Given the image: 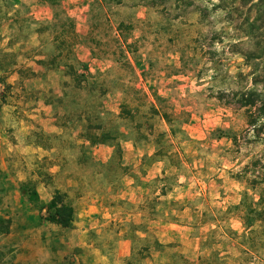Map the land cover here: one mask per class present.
<instances>
[{"label":"rangeland","instance_id":"1","mask_svg":"<svg viewBox=\"0 0 264 264\" xmlns=\"http://www.w3.org/2000/svg\"><path fill=\"white\" fill-rule=\"evenodd\" d=\"M245 89L264 91V0H0V264H86L100 250L174 264L197 260L218 224L242 232L233 212L213 216L240 203L233 172L264 152L245 136ZM218 129L243 132L241 154ZM26 180L44 202L56 188L77 209L104 197L111 218L45 221ZM170 223L182 232L164 243Z\"/></svg>","mask_w":264,"mask_h":264},{"label":"trees","instance_id":"2","mask_svg":"<svg viewBox=\"0 0 264 264\" xmlns=\"http://www.w3.org/2000/svg\"><path fill=\"white\" fill-rule=\"evenodd\" d=\"M41 1L53 7L59 0ZM2 81L5 82V79ZM239 99L240 105L248 112L249 128L245 130V136L250 135L264 146V91L245 89L240 92ZM218 131L222 136H227L233 141L236 152L242 153L245 144V136L241 137L243 132L223 129ZM233 175L238 180L244 181L248 187L240 203L231 206L228 210H214L216 216H213V220L219 222L227 219L233 212L240 219L243 231L218 224L222 231L210 229L201 241V254L197 260L176 253L174 264H264V152L254 154L238 171L233 172ZM20 190L27 195L30 202L40 208L42 219L65 229L75 227L77 209L66 192L56 188L52 198L44 202L34 180L21 182ZM43 212L46 214L44 215ZM8 223L4 218H0V230L3 233L9 232ZM156 243L160 248L164 246L159 240H156ZM216 245H223V248H215ZM230 248L238 252L236 257L232 255ZM232 257H234L233 262L230 261Z\"/></svg>","mask_w":264,"mask_h":264},{"label":"crops","instance_id":"3","mask_svg":"<svg viewBox=\"0 0 264 264\" xmlns=\"http://www.w3.org/2000/svg\"><path fill=\"white\" fill-rule=\"evenodd\" d=\"M77 185V184H76ZM44 186L45 190H48V187ZM53 196V193H48V197L45 199L46 202H48ZM96 197V196H95ZM107 200H105L104 197L102 198H92L90 201L87 202H82L81 204L83 205V207H78L77 209V215H76V220H75V225L78 224H83V225H87L89 230L90 228H92L91 223L94 220H98V221H104L105 217H110L111 218V214H109V212L111 213L113 210H111L110 208L107 207ZM96 218V219H94ZM79 220V221H78ZM181 225H177V224H173L170 223L169 226H167L166 231H164L163 237H159V239L166 243L165 241H163L164 239V235H174L177 236V234H179V232H182V229L179 228ZM172 229H177L175 232ZM124 242V241H123ZM129 243L130 245V240L126 241ZM125 243V242H124ZM167 248V247H166ZM131 249L130 248H126L124 250L120 249L119 250V256L122 257L123 259H126L130 256L131 254ZM96 251H98V249H96ZM100 253L103 255L102 257H99V252H96L97 257L95 259H86L85 263L86 264H114L112 263V260L110 259V254L106 253L103 250H100ZM158 257L162 256V251H159V253L157 254ZM39 262L36 263H41L42 261L44 262V260H42V258H38ZM34 261V260H33ZM103 262V263H102ZM45 263V262H44ZM148 264H153V262H150Z\"/></svg>","mask_w":264,"mask_h":264}]
</instances>
